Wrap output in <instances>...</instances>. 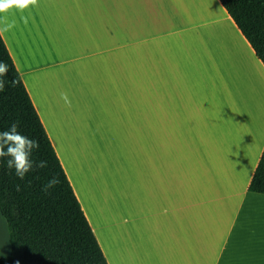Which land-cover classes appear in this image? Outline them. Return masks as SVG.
<instances>
[{
	"label": "crops",
	"instance_id": "obj_1",
	"mask_svg": "<svg viewBox=\"0 0 264 264\" xmlns=\"http://www.w3.org/2000/svg\"><path fill=\"white\" fill-rule=\"evenodd\" d=\"M0 17L108 264H264V194L247 189L264 110L234 105L264 65L219 0H38Z\"/></svg>",
	"mask_w": 264,
	"mask_h": 264
},
{
	"label": "trees",
	"instance_id": "obj_2",
	"mask_svg": "<svg viewBox=\"0 0 264 264\" xmlns=\"http://www.w3.org/2000/svg\"><path fill=\"white\" fill-rule=\"evenodd\" d=\"M219 1L264 65V0ZM0 61L9 66L0 132L17 122L23 135L40 142L32 159L47 161L21 180L7 167L9 157L0 160V213L10 247L0 264H108L1 34ZM53 176L60 183L45 191ZM247 189L264 194V147Z\"/></svg>",
	"mask_w": 264,
	"mask_h": 264
},
{
	"label": "clouds",
	"instance_id": "obj_3",
	"mask_svg": "<svg viewBox=\"0 0 264 264\" xmlns=\"http://www.w3.org/2000/svg\"><path fill=\"white\" fill-rule=\"evenodd\" d=\"M29 6H38V0H0V13H8L11 9H18L23 12ZM25 23H27L26 19ZM0 24L3 25V27H0V33L6 32L14 27V22L7 23L6 17H0ZM8 71L9 66L0 61V92L5 89V80L3 77L8 75ZM17 83L18 81L15 79H12L10 82L13 87ZM60 97L65 101L67 106H71L67 93H60ZM18 129L19 124L13 122L8 130L0 132V160L4 157H9L7 167L14 169L15 175L23 180L29 172L47 167V161L32 159L34 151L40 148V142L37 139L23 135ZM59 183V179L53 176L44 186V190L47 191ZM19 187L17 185V190H19Z\"/></svg>",
	"mask_w": 264,
	"mask_h": 264
},
{
	"label": "rangeland",
	"instance_id": "obj_4",
	"mask_svg": "<svg viewBox=\"0 0 264 264\" xmlns=\"http://www.w3.org/2000/svg\"><path fill=\"white\" fill-rule=\"evenodd\" d=\"M251 72L252 73L251 75H249V78L247 80V82H249L245 93L241 95L238 91H236L234 96V105L236 109L243 112L248 118H250L251 112L259 113L264 110V89H259V87L261 86L260 84H263L264 87V74L261 71V73L257 75L254 73L253 69ZM253 85L254 88L250 89V87L252 88ZM261 263H264V261H261Z\"/></svg>",
	"mask_w": 264,
	"mask_h": 264
},
{
	"label": "bare ground",
	"instance_id": "obj_5",
	"mask_svg": "<svg viewBox=\"0 0 264 264\" xmlns=\"http://www.w3.org/2000/svg\"><path fill=\"white\" fill-rule=\"evenodd\" d=\"M251 80H252V79H251ZM248 82H249V81H248ZM250 82H251V81H250ZM250 84H251V83H250ZM251 85H252V84H251ZM260 85H261V86L259 87V89H262V90H263V89H264L263 84H260ZM262 87H263V88H262ZM253 88H254V85H253L252 88L250 87V89H253Z\"/></svg>",
	"mask_w": 264,
	"mask_h": 264
}]
</instances>
